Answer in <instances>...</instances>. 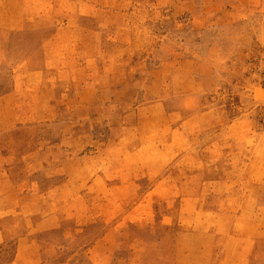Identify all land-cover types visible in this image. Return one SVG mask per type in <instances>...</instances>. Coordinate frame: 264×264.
I'll use <instances>...</instances> for the list:
<instances>
[{
	"label": "rangeland",
	"instance_id": "1",
	"mask_svg": "<svg viewBox=\"0 0 264 264\" xmlns=\"http://www.w3.org/2000/svg\"><path fill=\"white\" fill-rule=\"evenodd\" d=\"M0 264H264V0H0Z\"/></svg>",
	"mask_w": 264,
	"mask_h": 264
},
{
	"label": "crops",
	"instance_id": "2",
	"mask_svg": "<svg viewBox=\"0 0 264 264\" xmlns=\"http://www.w3.org/2000/svg\"><path fill=\"white\" fill-rule=\"evenodd\" d=\"M13 99V95L9 92L0 94V133L10 130L15 124L16 107ZM2 178H4V174L0 168V181Z\"/></svg>",
	"mask_w": 264,
	"mask_h": 264
}]
</instances>
